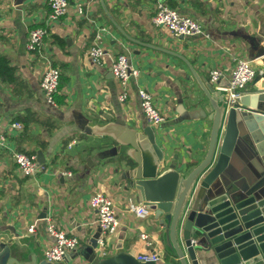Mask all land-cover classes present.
<instances>
[{"label":"crops","instance_id":"obj_1","mask_svg":"<svg viewBox=\"0 0 264 264\" xmlns=\"http://www.w3.org/2000/svg\"><path fill=\"white\" fill-rule=\"evenodd\" d=\"M77 1L71 0L72 10ZM80 1L89 3L91 18H76L70 13L48 25L49 0H0V52L11 59L17 75L13 85L0 78V124L12 146L0 149V252L1 244L9 245L11 254L23 260L31 255L45 258L44 250L53 239L47 230V217L68 233L79 234L81 249L88 245L98 229L89 196L100 188L115 195L123 218L112 252L119 250L115 248L118 245L134 255L151 250L138 229L129 227L136 219L124 210L123 149L112 138L89 129L117 117L137 129L151 125L141 108L140 87L154 94L165 114L158 128L152 126L165 153L164 166L173 164L185 171L202 159L208 145L211 120L202 110L207 99L188 65L169 53L129 40L106 15L100 0ZM157 1L105 0L129 34L183 53L208 79L210 70L218 67L223 72L219 84H227L234 59L241 55L251 59L259 73L262 63L254 58L253 36L264 44V0H159L196 18L210 38L175 36L166 26H157L153 21ZM98 22L109 29L100 38ZM40 25L48 26L50 34L41 49L29 52L30 30ZM97 40L105 54L101 63L94 64L88 51ZM122 51L139 69V74L130 78L131 95L126 102L119 99L111 67ZM48 60L67 76L55 104L47 101L40 86ZM255 79L245 91L255 85ZM14 121H21L24 128L12 127ZM247 139L238 144L229 164L231 182L244 183L246 176L251 179ZM13 149L33 153L37 159L41 151L42 170L32 177L20 174ZM63 170L72 174L64 175ZM127 191L128 196L137 198L134 189ZM35 220L36 231L28 233V225ZM138 223L157 232L162 259H166L169 250L164 225L153 212ZM73 254L83 258L78 252Z\"/></svg>","mask_w":264,"mask_h":264},{"label":"water","instance_id":"obj_2","mask_svg":"<svg viewBox=\"0 0 264 264\" xmlns=\"http://www.w3.org/2000/svg\"><path fill=\"white\" fill-rule=\"evenodd\" d=\"M100 4L129 40L169 53L188 65L207 99L202 110L208 113L211 127L202 159L182 171L173 164L164 166L165 153L151 125L137 129L121 117L90 125L93 134L108 136L123 149L120 162L125 189H134L164 225L169 255L156 261L140 260L118 245L116 252L98 256L94 248L99 228L78 254L89 264H264V44L253 36V55L261 60L262 68L255 85L240 97L239 107L228 109L226 90L210 82L187 56L132 36L105 0ZM245 137L251 148L247 163L251 179L246 176L244 183L231 182L227 170ZM38 155L42 163L41 151ZM1 248L0 264H71L75 257L67 253L62 261L53 262L31 255L23 260L11 254L9 245L1 244Z\"/></svg>","mask_w":264,"mask_h":264},{"label":"built area","instance_id":"obj_3","mask_svg":"<svg viewBox=\"0 0 264 264\" xmlns=\"http://www.w3.org/2000/svg\"><path fill=\"white\" fill-rule=\"evenodd\" d=\"M50 13L47 17L48 25L58 20L64 15L72 13L76 18H91L92 8L87 1L74 3L71 9V0H49ZM94 21V19L92 18ZM153 21L157 26H166L170 32L175 35L183 36H201L210 38L209 31L205 30L202 23L196 18L180 12L177 8L166 4L163 1H157ZM97 22V21H96ZM98 37L106 33L109 29L103 22H98ZM48 26H36L30 30L27 49L34 52L42 48L46 37L49 35ZM105 48L97 40L89 49L88 55L94 64H99L103 60ZM235 64L231 69L229 81L225 85L219 84L222 70L214 67L210 70L209 80L217 86H222L227 93V108L237 106L240 97L244 94L247 85L254 80L257 75V69L252 60L245 55L236 56ZM112 72L117 81L119 89V99L126 102L130 95V78L139 74V69L132 66L129 56L125 51L116 54L112 62ZM61 78V69L48 60L42 71L40 86L44 91L45 97L49 103H56V94L59 92ZM140 104L147 120L154 128H158L165 120L163 109L157 104L154 94L146 88L138 89ZM11 126L22 130L24 125L21 121L11 122ZM0 149H12L7 131L0 124ZM13 158L17 164L19 173L23 176H36L42 170V164L38 161L35 154L13 149ZM64 175H71L69 170H63ZM89 205L96 211L97 225L99 235L97 244L94 248L96 255L108 256L114 252V239L123 224V218L119 216V201L115 195L108 189L100 188L95 190L89 196ZM124 210L128 212L136 221L129 223L131 229L137 230L139 237L145 242L150 251L137 254L140 260H160L164 255L161 253V240L155 230L146 229L140 221H145L151 217L152 211L146 204L137 199L134 195L125 198ZM37 221H33L27 227L28 233L36 231ZM156 227V226H155ZM47 230L53 237L52 242L45 248L44 255L50 261L59 262L65 258L67 253L73 254L80 250L82 238L79 234H70L64 228H61L51 218L47 217ZM117 248V246H115ZM82 256V255H78ZM83 257V256H82ZM71 264H89L83 257L75 255Z\"/></svg>","mask_w":264,"mask_h":264},{"label":"trees","instance_id":"obj_4","mask_svg":"<svg viewBox=\"0 0 264 264\" xmlns=\"http://www.w3.org/2000/svg\"><path fill=\"white\" fill-rule=\"evenodd\" d=\"M16 77L17 75L15 65L6 54L0 52V78L3 82L13 85V83L16 81ZM66 80L67 76L61 74L59 88L62 87Z\"/></svg>","mask_w":264,"mask_h":264},{"label":"rangeland","instance_id":"obj_5","mask_svg":"<svg viewBox=\"0 0 264 264\" xmlns=\"http://www.w3.org/2000/svg\"><path fill=\"white\" fill-rule=\"evenodd\" d=\"M123 191H124V196H128V194H129V191H127V190H124V189H122Z\"/></svg>","mask_w":264,"mask_h":264}]
</instances>
